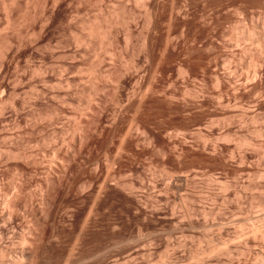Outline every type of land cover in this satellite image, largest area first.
<instances>
[{"label":"rangeland","instance_id":"obj_1","mask_svg":"<svg viewBox=\"0 0 264 264\" xmlns=\"http://www.w3.org/2000/svg\"><path fill=\"white\" fill-rule=\"evenodd\" d=\"M39 204L47 264L192 261L264 219V0H0V228Z\"/></svg>","mask_w":264,"mask_h":264},{"label":"bare ground","instance_id":"obj_2","mask_svg":"<svg viewBox=\"0 0 264 264\" xmlns=\"http://www.w3.org/2000/svg\"><path fill=\"white\" fill-rule=\"evenodd\" d=\"M67 165V164H66ZM69 165V164H68ZM56 166H58V165H56ZM64 166V165H63ZM52 169V168H51ZM51 180V179H50ZM53 181V180H52ZM47 184H49V183H47ZM39 186H41L40 184H39ZM46 186V185H45ZM53 186V185H52ZM43 187V186H42ZM50 187V186H49ZM55 187V186H54ZM38 189V188H37ZM48 189V188H47ZM55 188H53L52 190H54ZM18 190V189H17ZM45 190H46V188H45ZM56 190V189H55ZM38 191V190H37ZM48 191V190H47ZM14 192V191H13ZM20 192V191H19ZM42 192H43V190L42 191H40V193L42 194ZM45 192V191H44ZM49 192V191H48ZM50 192H51V189H50ZM49 192V193H50ZM53 192V191H52ZM50 193V195L51 194H53V193ZM38 193V192H37ZM16 194H18V193H16ZM20 194V193H19ZM18 194V195H19ZM35 194V193H34ZM45 194V197H46V192L45 193H43V195ZM13 195V194H12ZM40 195V194H39ZM49 195V196H50ZM38 196V195H37ZM36 196V197H37ZM53 196V195H52ZM55 196V195H54ZM15 197H17V196H15ZM14 197V198H15ZM40 197H41V195H40ZM51 197V196H50ZM12 198V197H11ZM11 198H9L8 200L10 201V199ZM43 198V199H42ZM42 198H40L42 201H40L41 203H46L47 201V204H51V203H49V202H51V201H54L53 200V197H51L52 198V200L51 201H49L48 199H47V201L46 202H44V196L42 197ZM6 199V198H5ZM46 199V198H45ZM13 201H14V199H12ZM23 200V199H22ZM38 200V199H37ZM3 202V201H2ZM5 202V204H7V202L6 201H4ZM10 202H12V201H10ZM22 202V201H21ZM38 202V201H37ZM13 203H16V201L15 202H13ZM5 204H4V206H5ZM3 205V204H2ZM8 205H9V203H8ZM11 205V204H10ZM40 205V204H39ZM38 205V206H39ZM53 205V204H52ZM4 206H3V208H4ZM7 206V205H6ZM16 206V205H15ZM15 206H14V204H13V207L15 208ZM17 206H18V204H17ZM27 206V205H26ZM12 207V208H13ZM22 207V206H21ZM32 207V206H31ZM44 207H46V205L44 204ZM43 206H42V204L40 205V207H38L37 208V210H35L34 212H33V217L32 218H34L32 221H35V223H36V226H30L32 223V221L31 220H29V224L30 225H28L27 224V226H26V224H25V226L26 227H24V228H26V231H25V229L24 228H22L20 231H16L17 230V228H16V226L14 227L13 225V215L12 216H8V220H5L6 219V217L4 216V220H5V222L4 223H6V221H7V225L8 226H10L11 227V229H8V226L7 225H4V226H2L1 228H0V240H5V239H2V238H5V237H8L9 236V234L7 235V236H5L4 237V235H5V233H7V232H9L10 230H11V232L13 233V234H15V236L14 237H16L15 238V240H18V242H17V244H18V246H20V249H19V251H17V253H16V255H13V258L11 259V264H47L46 263V261L44 260V258H43V255H42V251H41V248H42V243H43V240H44V233L45 232H43V230L42 231H40V229L38 228V227H40V226H42V219H45L46 220V218L48 219V218H50V211H48L49 209H48V207H47V211L45 210V209H43L44 208ZM2 208V207H1ZM17 208V207H16ZM25 209L27 208V207H24ZM33 208V207H32ZM53 208V207H52ZM17 209H20V208H17ZM185 209H187V208H185ZM11 209H9V211H10ZM14 211H15V209H13ZM27 210H28V208H27ZM34 210V209H33ZM50 210H51V208H50ZM1 211V210H0ZM13 211V212H14ZM17 211V210H16ZM3 212V211H2ZM1 212V213H2ZM22 212V211H21ZM26 212V211H25ZM24 212V213H25ZM188 214H189V212H188V210L186 211ZM8 213H10L11 214V212H8ZM16 213V212H15ZM19 213V212H18ZM20 214V213H19ZM23 214V213H22ZM27 214V216H28V214H32V213H26ZM258 214V213H257ZM3 215V214H2ZM16 215V214H15ZM24 215L25 214H23V217H24ZM54 215V214H53ZM256 215V214H255ZM27 216L25 217V218H27ZM262 216H264V215H262ZM16 217H18V216H16ZM30 217V216H29ZM52 217V216H51ZM1 218H3V216L1 217ZM21 218V217H20ZM53 218V217H52ZM256 218V217H255ZM17 219V218H16ZM24 219V218H23ZM30 219H31V217H30ZM258 219V222H257V220L256 221H254L251 225H244V224H239V225H235V226H233L232 224V228L233 229H230V230H228V232L230 231H232V233H230V235L228 234V233H226V235H227V237H223V235H221V234H214V235H216V236H213V234H212V237H208L207 239L204 237V241H206V242H204V243H202L203 241H199V244H201V246H195V247H190V248H192V249H190V248H188V249H190L189 250V256H190V259L191 258H194L193 260H197V261H195V264H196V262L199 264L200 263V261L203 259L204 260V258L203 257H207L206 255L204 256V254H206V253H208L207 255H209V254H211V253H213V251L217 248L218 250H220L221 248H220V246H222V244H224L223 246V249L222 250H220V251H222L224 254H225V252H226V254H227V257H226V259H224L223 258V260H220V263L222 262V264H234V262L236 261H234V259H236V258H234V257H236L235 256V254H243V252H244V254H245V252H246V250L248 249V247H247V249L245 250V246L242 248V246L241 245H244V243L243 242H246L245 244H247L248 243V238H250V236H252L253 234L255 235L256 234V232L258 233V232H260L261 233V236H264V219H260V218H257ZM45 220H44V222H45ZM24 221V220H23ZM48 221V220H47ZM239 221V220H238ZM43 222V223H44ZM87 222V221H86ZM20 222L18 221V223L17 224H19ZM21 223H22V221H21ZM28 223V222H27ZM233 223V222H232ZM241 223H243V222H241ZM40 224V225H39ZM47 224V223H46ZM45 224V225H46ZM50 224H53L52 222L50 223ZM246 224V223H245ZM250 224V223H249ZM20 225V224H19ZM32 225H35L34 224V222H33V224ZM7 226V227H6ZM24 226V225H23ZM83 226V225H82ZM230 226V225H229ZM44 227V226H43ZM16 228V229H15ZM55 228V227H54ZM47 229V228H46ZM58 231V230H57ZM226 231V230H225ZM82 232V231H81ZM227 232V231H226ZM10 233V232H9ZM69 233V232H68ZM12 234V235H13ZM79 234H81V233H79ZM51 235V234H50ZM49 235V236H50ZM183 235V234H182ZM185 235V234H184ZM224 235H225V232H224ZM250 235V236H249ZM3 236V237H2ZM54 236V235H53ZM59 236V235H58ZM80 236V235H79ZM187 236H191V235H187ZM209 236H211V235H209ZM257 236V235H256ZM258 236H259V234H258ZM13 237V238H14ZM47 237V236H46ZM68 237H69V235H68ZM178 237H180V238H178L177 240H175L176 242V245H178L179 247L181 246L182 247V245H183V247L186 245L183 241H184V239H182L181 237H183V236H178ZM184 237H186V236H184ZM207 237V236H206ZM59 238V237H58ZM192 238V236L190 237V239ZM206 239V240H205ZM235 239V240H234ZM238 239V240H237ZM255 239V238H254ZM256 239H258V238H256ZM261 239V238H260ZM12 240V239H11ZM10 240V238L8 239V241H11ZM51 240H53V239H51ZM186 240V239H185ZM188 240V239H187ZM192 240V239H191ZM234 240V242H236V241H238V244H235V243H231V241H233ZM264 240V239H263ZM55 241V240H54ZM254 241V240H253ZM256 241V240H255ZM254 241V242H255ZM3 241H0V264H6L5 262H6V260H4L5 258V256H7L8 255V251H7V247H5L4 246V244L2 243ZM4 242H7L6 240L4 241ZM50 242V241H49ZM190 242V241H189ZM10 243V242H9ZM14 243H15V241H14ZM185 245H184V244ZM186 243H187V241H186ZM206 243V244H205ZM227 243H229V245H230V243H231V245H234V247H230ZM241 243H243V244H241ZM6 244V243H5ZM50 244V243H49ZM70 244V243H69ZM76 244V243H75ZM170 244V243H169ZM168 243H167V247H168V245H169ZM202 244H204V245H202ZM241 244V245H240ZM249 244V243H248ZM247 244V245H248ZM8 245V244H7ZM6 245V246H7ZM194 245V244H193ZM220 245V246H219ZM9 246V245H8ZM15 246V245H14ZM13 246V247H14ZM75 246V245H74ZM170 246V245H169ZM177 246V247H178ZM187 246V245H186ZM241 246V247H240ZM10 247V246H9ZM8 247V248H9ZM250 247V246H249ZM47 248V247H46ZM233 248H235V249H232ZM13 249V248H12ZM11 249V250H12ZM9 250V249H8ZM17 250H18V248H17ZM218 250H217V252H218ZM224 250V251H223ZM245 250V251H244ZM72 251H74V249H72ZM71 249L69 250V252L67 253V255L66 256H64L65 258H64V260L62 261V263L61 264H72L71 263ZM216 251V250H215ZM214 251V252H215ZM235 251H237V253H235L234 254V252ZM249 251V250H248ZM247 251V252H248ZM14 253L16 252V250L15 251H13ZM211 252V253H210ZM264 252V251H263ZM10 253V252H9ZM11 253H12V251H11ZM46 253V252H45ZM73 254V253H72ZM219 254V253H218ZM221 254V253H220ZM258 254V253H257ZM260 254H262V253H260ZM45 255V254H44ZM239 255H238V257H239ZM46 256V255H45ZM189 256H187V257H189ZM219 256H221V255H219ZM218 256V257H219ZM263 256V255H262ZM262 256H260V257H262ZM48 257H49V255H48ZM86 257V256H85ZM85 257L84 258H82L83 260H85ZM163 258L161 259L162 261L160 262V264H183V261H184V264H193L194 263V261H193V263H192V261L191 260H188V259H184V260H181L180 258H174V257H171V256H162ZM75 258V257H74ZM257 258V257H256ZM77 259V258H76ZM208 259V258H207ZM204 260V261H206V263H207V261H209V260ZM217 259H219V258H217ZM261 259H263V258H261ZM260 259V260H261ZM10 260V259H9ZM48 260V259H47ZM80 260V259H79ZM87 260V259H86ZM160 260V259H159ZM186 260H188L189 262L191 261V263H185V261ZM198 260H200V261H198ZM202 260V264H204V261ZM239 260V259H238ZM264 260V259H263ZM78 261V260H77ZM77 261H76V263H77ZM7 262H8V260H7ZM53 262V261H52ZM84 262V261H83ZM219 262V261H218ZM240 262V261H239ZM51 262H49V264H50ZM54 263V262H53ZM57 263V262H56ZM75 263V262H74ZM158 263V262H157ZM220 263H218V264H220ZM236 263V262H235ZM242 263V262H241ZM9 264H10V262H9ZM155 264V263H154ZM159 264V263H158ZM243 264H245V263H243ZM262 264H264V261H263V263Z\"/></svg>","mask_w":264,"mask_h":264}]
</instances>
